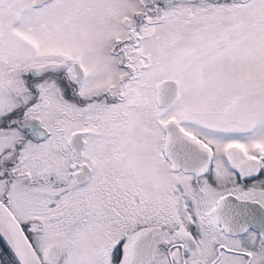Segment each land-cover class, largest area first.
Here are the masks:
<instances>
[{"label":"snow or ice","instance_id":"obj_1","mask_svg":"<svg viewBox=\"0 0 264 264\" xmlns=\"http://www.w3.org/2000/svg\"><path fill=\"white\" fill-rule=\"evenodd\" d=\"M0 264H264V0H0Z\"/></svg>","mask_w":264,"mask_h":264}]
</instances>
